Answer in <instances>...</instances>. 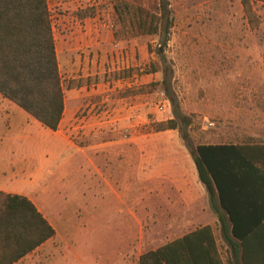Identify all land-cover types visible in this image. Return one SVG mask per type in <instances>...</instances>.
Instances as JSON below:
<instances>
[{
	"label": "rangeland",
	"instance_id": "1",
	"mask_svg": "<svg viewBox=\"0 0 264 264\" xmlns=\"http://www.w3.org/2000/svg\"><path fill=\"white\" fill-rule=\"evenodd\" d=\"M113 1L100 3V20L107 26L112 24ZM169 2L172 19L166 35L133 38L122 45L134 48L132 54L135 63L141 64L138 67L143 80L148 84L160 82L164 75L169 80L180 112L192 118L188 129L191 148L200 143H241L249 139L264 143V1L252 4L259 21L254 29L243 14L240 0ZM63 3L53 5L49 0L58 50L67 45V25L78 20L75 6ZM164 37L166 45H162ZM160 93L165 98L156 88L146 95L147 99L136 102L140 106L137 115L143 122L139 131L150 139L140 146L149 145L158 151L163 146L184 150L191 159L177 131L166 130V135H161L165 137H158L156 133L160 132L154 131L155 123L172 118L170 104L166 112L155 110ZM71 182V186L48 190L36 199V206L55 233L45 245L49 252L37 258L41 254L37 251L21 264H49L51 259L55 264H136L141 253L182 235L167 230L161 189L152 192L140 187L137 192L135 182L128 177L122 182V202L109 194V201L100 204L96 200L84 202L92 192L86 194L80 177ZM214 233L225 258L218 228Z\"/></svg>",
	"mask_w": 264,
	"mask_h": 264
},
{
	"label": "trees",
	"instance_id": "2",
	"mask_svg": "<svg viewBox=\"0 0 264 264\" xmlns=\"http://www.w3.org/2000/svg\"><path fill=\"white\" fill-rule=\"evenodd\" d=\"M258 1L264 0H240L252 29L259 24L252 7ZM111 9L112 37L120 47L133 38L166 35L171 26L169 0H114ZM93 13L94 9L86 8L75 16L81 20ZM130 72L120 71L112 79L126 78ZM156 88L164 92L172 118L155 123L154 131H177L188 148L216 216L225 258L212 228L203 226L141 253L137 264H264V143L249 139L191 148L192 118L180 112L165 75L160 82L125 90L119 96L148 95ZM0 96L45 128L56 130L63 112L64 85L47 0H0ZM54 233L27 198L0 192V264L15 263Z\"/></svg>",
	"mask_w": 264,
	"mask_h": 264
},
{
	"label": "crops",
	"instance_id": "3",
	"mask_svg": "<svg viewBox=\"0 0 264 264\" xmlns=\"http://www.w3.org/2000/svg\"><path fill=\"white\" fill-rule=\"evenodd\" d=\"M67 2L76 11L92 8L94 13L67 25L70 33L66 47L58 50L55 43L58 71L64 85L60 122L56 130H49L0 96V112L5 113L0 114V192L27 198L41 213L36 199L48 190L55 192L71 186V181L78 177L86 194L92 192L91 198L84 202L96 200L106 204L109 194L122 202V182L131 177L137 192L140 187L150 188L152 192L161 189L169 234L180 233L182 237L210 226L215 236L216 216L211 208V213L207 209L208 196L204 198L206 193L192 159L184 150L163 146L159 152L149 145L140 146V142L150 140L139 131L143 122L139 117L135 122L128 119L130 110L136 114L140 111L136 102L147 99L146 95L119 96L125 90L148 84L142 74L137 80L132 79L135 68L141 66L135 63L134 48L117 44L121 51H115L112 24L107 26L100 20L101 0H53V5ZM47 4L50 10L49 0ZM123 70H131L128 77L112 79ZM98 107L111 111L110 119L98 123L90 114ZM79 115L87 117L78 120L75 117ZM124 129L129 130L126 136ZM156 134L165 137L161 135H166V131ZM50 239L13 264H21L37 251L41 253L37 258L49 252L45 245ZM48 262L55 264L53 259Z\"/></svg>",
	"mask_w": 264,
	"mask_h": 264
},
{
	"label": "built area",
	"instance_id": "4",
	"mask_svg": "<svg viewBox=\"0 0 264 264\" xmlns=\"http://www.w3.org/2000/svg\"><path fill=\"white\" fill-rule=\"evenodd\" d=\"M114 48H115V51L120 49L117 44H114ZM140 73H142V69L140 67H137V71L134 72L133 74L134 76H132V79L137 80L138 76L141 75ZM158 99L159 101L156 104H154L155 110L157 112H166L167 108H169L168 100H166L161 93L159 94ZM90 114L94 116V118L97 120L98 123H101L104 119H110L112 112L104 108L98 107L96 109H93V111ZM84 117H87V116L79 115V116H76L75 118H77L78 120H82ZM137 117L138 115L136 114V112L130 110V117H128L129 121L135 122L137 120ZM123 131H124V136H126L129 130L124 129Z\"/></svg>",
	"mask_w": 264,
	"mask_h": 264
}]
</instances>
